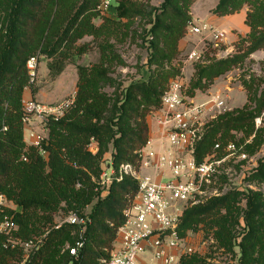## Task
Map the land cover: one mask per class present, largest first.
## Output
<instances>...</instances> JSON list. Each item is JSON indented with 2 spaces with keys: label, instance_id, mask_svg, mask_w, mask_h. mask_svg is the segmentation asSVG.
<instances>
[{
  "label": "trees",
  "instance_id": "1",
  "mask_svg": "<svg viewBox=\"0 0 264 264\" xmlns=\"http://www.w3.org/2000/svg\"><path fill=\"white\" fill-rule=\"evenodd\" d=\"M245 2L253 6L246 13L245 22L251 27L253 37L249 51H254L264 46V30H258L264 22V0H219L214 12L219 16L234 14L241 11ZM99 3L100 0H0V9L5 12L2 21L7 29L0 34V193L19 207L13 211L18 223L13 237L29 240L42 226L49 228L46 244L32 251L25 264H53L52 245L77 227L73 223L55 227L54 213L63 202L67 208L80 213L82 207L95 198L84 233L85 245L77 256L68 250L69 257L64 264H106L103 259L110 255L117 228L124 221L123 211L132 202L138 182L130 175L114 178L102 195L103 191L96 189L94 178H99L103 172L102 158L110 143L114 147L112 164L115 167L124 163L138 166L139 151L150 137L146 115L153 107H161L162 95L168 88L167 73L173 74L163 61L172 58L171 52L177 50L176 42L191 21L186 17L184 22L165 23L163 18L182 16L185 12L180 0H163L161 11L151 21L149 33L154 50L150 61L152 64L154 60L157 67L148 79L132 81L114 96L99 88V82L111 79L104 63L79 65L77 95L60 117L48 120L50 137L42 143L47 150L44 155L39 146L29 145L24 140L23 93L29 84L27 59L40 49L52 59L49 62L52 75L59 74L74 50L78 54L86 50L77 45V40L87 32L92 33L90 20L98 12ZM113 6L119 9L120 16L134 11L123 0L114 2ZM162 42L166 44L164 50L160 47ZM101 49L103 55L114 54L109 41L102 43ZM240 59V55H232L201 66L193 87L207 86ZM249 115L254 114L243 108L236 113L227 110L220 114L198 143L199 160L229 129L243 124L241 122ZM92 139L99 144L97 153L87 148ZM254 177L264 181V161L255 169ZM239 196V191H229L188 207L181 217L179 232L186 236L189 230L201 224L213 228L220 246L231 251L236 244L240 246V264H264V196L260 192L247 195L243 209L245 225L238 233L241 241L236 243L240 224ZM8 237L0 234V264H12L13 260L24 257L22 246H5ZM183 261L197 264L205 259L194 254L185 256Z\"/></svg>",
  "mask_w": 264,
  "mask_h": 264
},
{
  "label": "rangeland",
  "instance_id": "2",
  "mask_svg": "<svg viewBox=\"0 0 264 264\" xmlns=\"http://www.w3.org/2000/svg\"><path fill=\"white\" fill-rule=\"evenodd\" d=\"M123 1L131 5L134 9L133 13L128 16H120L119 9L114 6L107 12H102L97 8L98 12L93 14L90 20V23L93 25L92 33L87 32L77 40V45L86 47V50L80 54L74 50L70 58L66 60L62 58L65 60V67L59 74L52 75L49 68V62L52 59L42 54L38 76L34 82L29 81L25 94L23 93V105L31 99L48 104H58L68 101L71 103L74 101L78 90L79 65L92 66L95 63L102 62L108 67V75L111 79L106 82H99V88L109 96H114L117 92L120 93L132 81L149 78L152 70L157 67L154 60H152V64L150 61L154 51L152 46H150V39L152 38L149 34L152 26L151 21L161 11L163 0ZM180 1L183 4L184 8L182 12H185V15L182 13V16H168L163 18L165 23L173 24L174 20H182L184 22L186 17L191 20L202 18L214 22L210 17L218 15L214 10L219 0ZM137 9L140 12H136L139 11ZM252 9L253 6L245 2L241 11L236 12L225 25L219 24V21L214 22L227 32L228 44L224 45L225 48L213 49L211 45L206 47L201 42L199 47H202L204 52L200 58L189 59L188 52L197 46L200 37L189 35L188 27H185L184 33H182V36L176 42L177 50L171 52L172 58L163 61L164 66L169 69L171 68L173 71V74L167 73V77L169 76L166 83L167 87L173 79L179 77L183 79V91L187 97H193L194 100L200 101L205 100L212 91L221 92L226 97L229 111L236 113L237 109L243 108L254 114L252 117L251 115L247 116L240 126L229 129L227 134H224L223 139L217 140L221 142L222 148L214 153L216 157L224 160L219 164L218 171L211 183L207 184L208 194L202 201L189 202L185 205V209H187L190 206L203 203L213 196L224 195L229 191H239L240 224L236 230V243L241 241L242 236L238 235V233L242 231V227L245 225L243 209L246 208L247 195L252 192H260L264 196V181L254 177L255 169L261 161H264V46L254 51H249L253 41L251 27H249L247 32L238 28L243 24L245 12L247 13ZM4 16V10L0 9L1 19H4ZM231 25H236L237 27H233L232 30L227 29ZM258 30H264V22L258 26ZM230 33H232L231 38H229ZM106 41H109L113 45L114 54L116 55L111 54L110 57L103 55L101 44ZM164 46L166 44L162 42L160 47L163 50ZM38 51L40 49L36 52ZM232 55H240L241 59L230 70L218 76L211 83L207 82V86L200 88L193 87L201 66ZM24 97H26V100H24ZM261 101L263 104H261ZM158 109V107H153L146 115L150 131L154 130V126L156 127L158 124L156 114ZM49 119L42 120L34 117L31 124L34 128L41 130L46 139L50 137ZM212 122L209 124V127ZM219 135H221V131L218 132L217 137ZM230 141H235L240 151L230 154L226 148L227 143ZM167 147L170 148V144L167 143ZM87 148L93 153H97L99 151V144L92 139L87 144ZM213 148L214 145L201 159H204L208 153H212ZM113 150L114 147L110 143L109 150L104 152L102 167L104 171L111 165V168L118 175L121 165L115 167L112 164ZM242 153H245L246 156L243 157ZM143 172H148V170H144ZM102 173L99 178L94 179L98 185L96 189H101L103 191L102 195H105L107 185L102 183ZM96 199L82 207L80 210L82 215L76 210L67 208V205H64L63 202L62 207L54 213V222L56 220L61 221L73 211H76L81 216L89 217L90 221L93 204L96 202ZM18 209V205H14V208L9 207L6 211L14 214L13 211ZM46 227V225L42 226V229L31 237V239L36 240V243L40 242V245L37 247H43L46 244L44 242L49 232V228ZM87 227L88 225L86 228L77 225V227L69 230L64 237L54 242L52 245L53 258H51L55 261L53 264H64V261L69 257L68 247L81 234L85 233ZM14 237L17 241L15 244L24 248V257L13 260L12 264H25V258L29 253V249L26 248H33L34 245L32 243L25 245L26 242L18 239L15 235ZM186 237L193 245L192 253L187 254L186 257L197 254L205 259L203 263L197 264H240V246L236 244L234 251L220 246L213 228L209 229L201 224L196 229L189 230L186 233ZM44 260L47 262L49 259L46 258ZM68 264H71V262ZM182 264H184V261H182Z\"/></svg>",
  "mask_w": 264,
  "mask_h": 264
},
{
  "label": "built area",
  "instance_id": "3",
  "mask_svg": "<svg viewBox=\"0 0 264 264\" xmlns=\"http://www.w3.org/2000/svg\"><path fill=\"white\" fill-rule=\"evenodd\" d=\"M118 1L120 0H100L98 8L102 12L110 11L114 2ZM4 32L7 29L0 17V34ZM188 34L200 37L197 46L188 52L189 59L200 58L204 52L199 47L201 42L206 47L211 45L213 49H222L228 44L224 28L202 18L189 22ZM41 57L42 53L38 51L27 59L30 82H34L38 76ZM183 86V79L178 77L164 91L161 107L156 113L160 136L157 140L149 137L140 149L139 166L121 164L117 175L109 165L102 173V183L105 185L126 174L138 182V190L132 202L123 211L124 221L117 228L110 255L103 259L106 264H182L183 258L193 251V245L178 229L185 205L202 201L207 196V184L211 183L219 164L224 160L214 153L222 148L220 141L215 142L212 153L200 160L196 152L197 146L204 138L209 124L229 110V106L221 92L212 91L205 100L196 101L184 94ZM71 103L48 104L33 99L26 101L23 113L26 143L39 146L46 155L47 150L42 146L46 137L41 130L31 126L32 119L58 118ZM226 148L230 154L240 151L235 141L228 142ZM241 155L246 156L245 153ZM144 170L148 172H143ZM14 205L13 200L0 193V234L9 236L5 246H15L17 242L12 233L18 229V223L14 214L6 211L9 207L14 208ZM88 221L89 217L73 211L61 221L56 220L54 226L60 227L68 222L86 228ZM23 242H26L25 245H34L33 248H26L29 249L26 261L40 242L36 243L31 238ZM84 245V234H81L68 247L69 253L77 256Z\"/></svg>",
  "mask_w": 264,
  "mask_h": 264
},
{
  "label": "crops",
  "instance_id": "4",
  "mask_svg": "<svg viewBox=\"0 0 264 264\" xmlns=\"http://www.w3.org/2000/svg\"><path fill=\"white\" fill-rule=\"evenodd\" d=\"M238 13V12H237ZM234 14H236V13H234ZM234 14H229V15H225V16H218V15H215V16H213V17H210L211 18V20H213L214 22L215 21H219V24H221V25H225L226 23H228L229 22V19L234 15ZM245 19H246V12H245V15H244V17H243V24H242V26L241 27H238V28H240L241 30H244L245 32H247L248 30H249V26L247 25V23L245 22ZM233 27H237L236 25H234V26H230L229 28H227V29H229V30H232L233 29ZM231 34L232 33H230V35H229V38H231L230 36H231ZM25 90H26V88H25ZM24 94H25V91H24ZM25 96V95H24ZM24 100H26V97H24ZM157 118V117H156ZM157 124V123H156ZM159 124V123H158ZM156 125V127L154 126V130H151L150 131V137H153V138H155L156 140L159 138V136H160V127H159V125ZM24 137L26 138V131L24 132Z\"/></svg>",
  "mask_w": 264,
  "mask_h": 264
}]
</instances>
